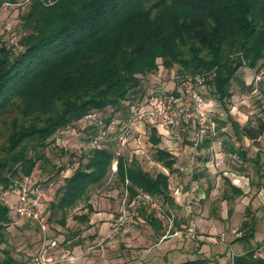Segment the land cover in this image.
<instances>
[{
	"label": "trees",
	"instance_id": "16d2710c",
	"mask_svg": "<svg viewBox=\"0 0 264 264\" xmlns=\"http://www.w3.org/2000/svg\"><path fill=\"white\" fill-rule=\"evenodd\" d=\"M17 1L0 0V6ZM21 26L22 48L0 46V189L51 162L47 150L59 129L92 111L118 110L135 97L159 60L165 68L178 65L180 73L194 76L215 70L206 86L223 104L232 96L234 80L241 82L239 70L259 69L264 62V0H29ZM232 124L239 136L256 140L264 133L261 118L256 124ZM150 138L158 146L156 127ZM211 141L205 138L199 148ZM156 154L169 173L153 174L120 157L115 177L129 180L131 195L142 189L174 205L170 173L177 159L162 147ZM114 156L110 145L91 149L57 190L49 215L65 212L103 182ZM254 163L260 167V158ZM87 207L92 211L90 203ZM79 217L88 220L89 214ZM10 220V208L0 200V243ZM241 231L238 240L255 235L254 217L243 220ZM257 251L255 246L234 255L232 264H264ZM203 263L196 258L178 264ZM0 264L24 263L3 249Z\"/></svg>",
	"mask_w": 264,
	"mask_h": 264
},
{
	"label": "rangeland",
	"instance_id": "374dc122",
	"mask_svg": "<svg viewBox=\"0 0 264 264\" xmlns=\"http://www.w3.org/2000/svg\"><path fill=\"white\" fill-rule=\"evenodd\" d=\"M28 2L29 0H18L15 3L8 2L5 6L4 4L0 6V39L9 34L19 37L23 31L21 14L27 9ZM159 61V68L143 78L142 88L135 97L123 101L118 110L109 107L102 112L98 111L102 123L81 119L70 126L68 128L69 135L66 136L67 143L70 145L69 151L65 152L54 144L50 146L47 155L51 162L41 164L36 168L30 179L41 181L57 179L58 182L52 192L54 199L67 175L74 172L81 163L87 161V155L91 149L97 147L98 144L110 145L115 152L117 143L112 138L117 130H110L108 123L111 119L118 121L127 118L130 113V103L141 95L142 90L151 85H158L164 89L171 87L181 75L194 77L191 74L180 73L178 65L169 69L161 64V60ZM237 74L239 78H245L250 75V70L246 68L244 72V69L241 68ZM205 97L207 100L215 101L219 107V111L211 112V117L217 124L214 130L217 131L215 136L222 140L228 136L234 137L233 121L240 124L250 121L256 124L260 118L264 119V90L255 91L254 88L248 87L246 81L243 86L237 79L234 80L232 96L226 104L218 101L210 88L205 91ZM107 119H110L109 122ZM102 128L108 134L102 139L95 140L98 131ZM151 128L152 126L149 124L145 126L146 133L135 132L130 143L123 149L121 157L128 164L132 162L139 164L153 174L159 171L169 173V169L157 158L156 151L157 147L169 150V145H172L173 151H169L175 155L177 162L176 169L171 173L173 179L171 180L170 177L172 186L170 195L174 197V186L178 185L180 187L179 195L184 199L183 209L176 207L175 204L166 203L167 215H170L171 211L175 214L172 228L169 230L167 218L157 217L161 225L151 223L148 219V212L145 211L142 213L145 221L140 223L133 232L117 233L112 237H107L110 224L106 232L99 229V224L91 229L96 223L106 221V218H98L94 224H90L89 219L84 220L79 216L85 213L89 215L98 213L99 216L105 215V212L115 214L123 198L126 182L123 183L117 179L115 171L111 168L103 182L92 185L88 195L80 199L74 206L65 212L56 210L52 215L48 213L50 234L60 240L70 241L68 244L70 248L75 252L82 253V256H89L91 264H177V262L189 258L205 259L203 264H232V258L238 251L234 247V242L239 237L237 233L241 230L242 218L254 217L255 219L260 213L263 216L257 218V233L253 236L252 243L258 247V253L264 254V161L258 167L250 160L245 161L229 155L220 164L214 162L215 170L210 171L208 167H204L202 161L208 152H201V148L195 150L192 145L191 134L194 129L196 130L197 125L188 128L179 127L172 137H166L157 132L161 138L158 146L150 138ZM212 132L211 129H208L205 138L208 134V138H210ZM82 143L86 147L80 148ZM53 163H55L54 168ZM69 165L70 168H68ZM66 167L67 174L61 177L60 170ZM196 173L200 174L199 177H196ZM226 174L231 177L236 174L243 175L245 180L243 185L251 186L249 196L252 195L255 204H252L251 208L240 210L242 220L237 219L235 199L231 200L229 197L234 193ZM201 195L205 196L201 197ZM7 196L12 199L17 197L14 193H7ZM237 196L243 203V195ZM90 198L93 202H90ZM89 203L93 208L90 212L87 207ZM112 214L109 218L110 222ZM181 216H186L184 221L180 220ZM10 217L11 220L3 234L4 242L0 243V257L3 255V249H8L24 264H34V256L39 246V229L33 222L18 221L13 213H10ZM63 219L66 220V223L62 222ZM196 220L199 222V226ZM183 224L194 229V238L171 235L175 229L184 228ZM172 239L182 242L186 251L180 253L165 251L164 246ZM222 256L226 257L221 260ZM82 262L83 258H81L80 264Z\"/></svg>",
	"mask_w": 264,
	"mask_h": 264
},
{
	"label": "built area",
	"instance_id": "2783aa9c",
	"mask_svg": "<svg viewBox=\"0 0 264 264\" xmlns=\"http://www.w3.org/2000/svg\"><path fill=\"white\" fill-rule=\"evenodd\" d=\"M6 4L8 2L4 3V6ZM18 38L14 34L6 35L0 39V46L20 49L22 46ZM215 74L216 71L212 70L194 77L181 75L178 81H174L171 87L165 89L158 85L148 86L141 97L130 103V113L127 118L118 121L111 119L108 123L109 129L117 130L112 138L117 143L112 162L113 170L117 172L123 149L130 143L132 135L135 132L146 133L145 126L149 124L156 127L158 133L166 137H172L179 127L188 128L197 125L196 130L194 129L192 132V145L195 150H198L199 145L205 139L207 130L214 131L217 126L211 117L212 111L208 108V100L205 97L207 77ZM254 81L257 85L264 83V62L259 69H254ZM83 120L103 122L98 111L86 114ZM69 127L59 129L53 142L65 152H68L70 147L66 139L70 132ZM107 134L108 132L102 128L98 131L95 140L102 139ZM100 146L102 145H97V147ZM82 147L84 148L86 145L80 144V148ZM172 149V145H169V150L173 151ZM66 174L67 167L62 168L59 175L62 177ZM57 182V179L41 181L31 180L30 177H27L24 180L16 181L10 188L0 189V200L20 219L35 223L39 229V246L34 256V264H76L82 256V253H76L70 248L68 245L70 241L60 240L50 234L48 213L53 199V188ZM128 183L127 179L119 209L111 216L107 237H112L117 233L133 232L140 223L145 221L142 214L143 209L158 218H167L170 230L175 214L171 211V214L167 215L163 199L142 189H138L136 194L131 195ZM7 193H14L17 197L12 199L7 196ZM237 234L241 235V232L239 231ZM171 235L194 238L195 232L192 227L185 226L175 229Z\"/></svg>",
	"mask_w": 264,
	"mask_h": 264
},
{
	"label": "crops",
	"instance_id": "0c3cea01",
	"mask_svg": "<svg viewBox=\"0 0 264 264\" xmlns=\"http://www.w3.org/2000/svg\"><path fill=\"white\" fill-rule=\"evenodd\" d=\"M242 68L244 69V72H245L246 68H249V67L245 66ZM249 70H250V75H247L245 78L244 77L241 78L240 83L243 84V86H244L245 81H246V84H248V86L252 85V89L254 88L255 91H257L258 89L264 90V83L257 85L254 81V69L249 68ZM207 88L208 87L205 88V91L207 90ZM217 100L219 101V99H217ZM208 104H209L208 108L212 112H214L216 110L219 111V109H218L219 107H217L218 105L215 101L208 100ZM222 113L224 114V112H222ZM241 125H244V124H241ZM222 129H225V127H222ZM232 129H233L234 137H229L227 135L228 137L226 139H223V140L221 138H218L215 136L217 134V131H213L210 135L212 138L211 143L208 146H203L201 148V152H208L207 155H204L202 161H203V164L205 165L204 167H208L210 171L215 170L214 162H216L217 164H220L223 161V159H225L229 155L233 156L234 158H240L241 160H245V161L250 160V161L254 162V158H257V157L260 158L261 162L264 161V134H262L258 139L255 140V139H252V138L245 136V135L239 136L238 134H236V131L234 130L233 124H232ZM208 136H209V134L206 136V138ZM191 138H192V134H191ZM199 158H201V157H199ZM175 167H176V165H175ZM173 172H171V173H173ZM171 173H170V177L172 180L173 178L171 176ZM225 173H228V171H225ZM199 175H200L199 173H196V177H199ZM226 176H227V179L229 181L227 179L226 180L229 182L231 189L234 193V195L232 194L229 197L231 200L235 199V205H236L235 209H236L237 219L240 220L241 219L240 210L244 209V208H246V209L251 208L252 204H255L252 200V195L249 196L251 186L245 187L243 185V183H245V180L243 179V177H244L243 175L236 174L234 177H231L230 175L226 174ZM170 187H172V186L170 185ZM174 189H175V193H174L175 195H173L174 196L173 199H174L175 206L183 209L184 199H183V197L181 198V196L179 195L180 194V187L178 185H176V186H174ZM237 190H239L240 192H238ZM237 195H243V197H244L243 203L244 204L242 203V201L240 200V198ZM203 196H205V195H201V197H203ZM239 201H241V202H239ZM90 202H93L92 198H90ZM263 204H264V202H263ZM232 208H233V205H232ZM10 213H13L17 217L16 219L18 221H21L22 223H26V221L20 219L12 210H10ZM111 214H112L111 212H105V215H102V216H99L98 213H95V215H89V223L90 224H94V222H96L98 220V218H101V219L106 218V221H103L101 223H96V225H93L91 227V229L92 228L94 229L99 224V226H100L99 229L102 232L108 231L109 224H110L109 218H110ZM262 216L263 215L258 213L259 218ZM185 218H186V216H181L180 220L184 221ZM257 218H255V225L257 224L256 223ZM242 219L243 220L247 219V217H244ZM196 222L199 226V222L197 220H196ZM29 223H31V222H29ZM34 225L37 227V225L35 223H34ZM183 225L186 226L185 224H183ZM37 229H38V227H37ZM256 233H257V231H256ZM256 233H255V235H256ZM252 238H253V236L246 238V239H241V240L235 239L234 247L238 250L235 255L242 254L245 251H247L249 248L255 247V245L252 243ZM164 248H165V251H169L170 253H180V252H183L185 250V247H183L182 242L180 243V242H177L173 239L169 240L168 243L164 246ZM76 253H80V252L76 251ZM225 257L226 256H222L220 259L222 260ZM81 258H83L82 264H91L89 256H81ZM81 258H80V261H81ZM189 259H193V258H189ZM80 261L76 264H80ZM184 261H186V260H184ZM180 262H183V260ZM232 262H233V258H232L231 263ZM59 264H69V263H59ZM177 264H178V262H177Z\"/></svg>",
	"mask_w": 264,
	"mask_h": 264
}]
</instances>
